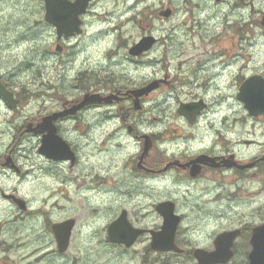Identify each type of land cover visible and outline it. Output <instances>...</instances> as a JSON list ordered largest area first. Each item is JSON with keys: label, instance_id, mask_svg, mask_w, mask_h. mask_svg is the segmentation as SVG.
Here are the masks:
<instances>
[{"label": "flooded vegetation", "instance_id": "flooded-vegetation-1", "mask_svg": "<svg viewBox=\"0 0 264 264\" xmlns=\"http://www.w3.org/2000/svg\"><path fill=\"white\" fill-rule=\"evenodd\" d=\"M180 2L182 7L177 11L171 8L157 11L153 20L160 22L158 27L150 22L151 28L146 24L144 29L139 22L142 31L128 50L145 38L151 47L131 57H145L161 48L167 50L176 32L209 47V29L212 36L225 40L228 32L233 33L236 35L233 38L242 40V50H235L240 47L233 45L234 50L212 52L222 59L219 62L163 64L159 78L136 89L95 82L78 86L80 95L74 100L71 95L41 96L56 99L55 102L51 99L52 104L41 105L24 121L3 128L0 131V200L7 207L1 210L5 216L0 215V264H38L50 260L68 264L67 251L74 240L76 220H73L67 249L59 252L53 226L71 218L47 217L23 194L22 181L29 172L23 169L22 159L28 157L22 154V143L31 141V159L42 164L39 167L32 163V170L46 175L62 164L76 166L79 148L69 135L72 131L84 133L85 115L91 112L94 117L87 124L101 135L102 144L108 143L110 148L114 146L119 151L120 140L128 137L140 145L133 157L124 159V170L120 172L123 177L112 176L120 179L122 186L99 189L100 192L123 196L132 202L139 191L128 189V184L135 180L142 189L161 184L167 191L169 184H174L173 193L177 195L152 200L145 206L128 207L142 211L138 213L121 208L120 213H126L127 223L136 231L133 235L140 233L126 245L111 241L106 229L104 243L114 251L111 264H264V50H260L264 40V14L256 0ZM91 3L89 0L79 18L81 35L86 34L90 25L87 19ZM176 14L177 24L165 34L163 24ZM209 20L213 21L211 25ZM219 28L220 34L216 32ZM75 37L78 36L60 41L63 44ZM255 38L258 50H244L251 48ZM182 48V45L177 47ZM169 66L174 68L169 70ZM0 82L3 84L1 78ZM151 82H156L155 89L135 99L132 92L148 87ZM156 93L165 99L171 98L174 110L151 112L148 102ZM87 95L111 98L109 103L99 102L73 111ZM14 98L19 107L21 101ZM241 98L247 99L249 106ZM199 102L204 104L200 112L178 111L181 105ZM0 103L7 106L1 96ZM135 103L138 110L132 107ZM61 112L68 114L53 118ZM52 130L69 148L61 160L48 158L40 151L43 139ZM146 146L148 151L144 153ZM100 173L101 170L100 181L102 177L106 179ZM140 194L154 197L149 191ZM167 202L173 207H158ZM170 210L172 217L167 213ZM173 218V231H165V221ZM10 219L13 223L6 224ZM39 225L42 229H38ZM77 242L84 245L83 238H77Z\"/></svg>", "mask_w": 264, "mask_h": 264}, {"label": "rangeland", "instance_id": "rangeland-1", "mask_svg": "<svg viewBox=\"0 0 264 264\" xmlns=\"http://www.w3.org/2000/svg\"><path fill=\"white\" fill-rule=\"evenodd\" d=\"M256 4H260L264 14V0H256ZM181 7L180 0H92L87 19L90 25L86 34L62 44L55 31L44 21L43 0H0V78L4 86L21 101L19 107L13 110L0 103V131L13 123L24 121V118L36 113L41 105L52 104L51 99L53 102L56 99L41 96L71 95L74 100L80 95L78 86L93 85L95 82L136 89L151 79L159 78L163 64H175L178 61L219 62L222 59L213 56L212 52L234 50L233 45L240 47L235 50H242V40L233 38L236 36L233 33L228 32L225 40L212 36L209 29V47L176 32L167 50L156 49L145 57L133 58L129 55L128 49L142 31L139 22H142V26L148 24L149 28L152 26L150 22L158 27L160 22L153 20L158 10L171 8L177 11ZM178 18L176 14L163 24L165 34L173 30ZM212 23L209 20V24ZM221 31L219 28L216 32L220 34ZM256 42L257 38L252 41L250 49L244 50H258ZM58 44L63 48L62 53L55 51ZM180 45L183 50L177 49ZM260 50H264V40ZM168 68L172 70L174 66ZM135 106H132L134 110ZM148 107L152 112L153 109L174 110L175 105L171 98L165 99L164 95L156 93L152 95ZM93 117L94 112L85 115L83 134L72 131L69 135L79 148L80 159L76 166L62 164L61 168H52L46 175L37 169L32 170V163L39 167L42 164L31 159V141L22 143V154L28 157L22 159L23 169L29 172L22 181L23 194L27 200L47 217L76 220L74 240L67 251L68 264H111L114 251L103 239L107 226L118 216L121 208L145 206L152 200L177 196L173 193L174 184H169L167 191L161 184H150L154 187L142 189L135 180L128 184V189L139 191L132 197V202L123 196L100 192L99 189L122 186L120 179L112 176H122L120 172L124 170V159L133 157L140 145L128 137L120 140L119 151L114 146L110 148L108 143L102 144L101 135L87 124L92 122ZM100 170L107 180L102 177L100 181ZM141 191H149V195L154 197L148 196V199L140 194ZM5 207L0 200V215L5 216L1 211ZM130 212L142 211L131 208ZM8 223H13L12 219L6 221ZM38 229H42L41 225ZM77 238H83L84 245L78 244ZM38 264L63 263L50 260Z\"/></svg>", "mask_w": 264, "mask_h": 264}, {"label": "water", "instance_id": "water-1", "mask_svg": "<svg viewBox=\"0 0 264 264\" xmlns=\"http://www.w3.org/2000/svg\"><path fill=\"white\" fill-rule=\"evenodd\" d=\"M44 7H45V14H44V21L56 29L57 39H68L74 35H80V19L79 17L85 13L86 7L88 5L89 0H75V2L71 3L68 0H43ZM151 47V42L148 38L143 39L138 45H136L133 49L129 50V54L133 56H137L145 51V49H149ZM55 51L57 53L62 52V48L60 45L56 46ZM156 86L155 84L150 85L148 88L141 89L136 91L135 96L138 98L142 96L145 92L154 89ZM0 95L3 99L7 102L10 108H15L17 101L13 99L12 93L8 92L1 84H0ZM104 98L100 99L98 95L92 96H85L81 103L74 109L76 111L81 107L90 104H96L99 102L109 103V99ZM247 106H249L250 102H247V99H242ZM204 108L203 103H196L194 105H181L178 109L179 113H185L188 111H196L200 112ZM135 109H138V106H135ZM71 110V111H72ZM67 112H62L53 116L56 119L58 116H66ZM47 121V118L45 119ZM68 145L59 139L57 136L54 135V130H52L47 137H45L42 141L41 146V153H43L46 157L54 159V160H61L63 159L64 152L67 151ZM148 151L147 146L145 147L144 153ZM68 157V156H66ZM16 202L20 203L19 200H15ZM159 208H171L173 204L170 202L162 203L158 206ZM166 208V209H167ZM169 217H172V211L167 212ZM166 215V214H165ZM166 217V216H165ZM74 226V221L69 220L67 222L61 223L59 225H54L53 230L56 233V238L58 242V250L59 252H64L67 249L68 242H69V234L70 230ZM174 218L170 221H165L163 229L165 231H173L174 229ZM133 229L129 226L126 220V213L123 211L121 212L120 216L113 221L107 227V234L111 241L114 242H123L126 245H130L129 243L132 239L138 235H133ZM132 234L131 236H129Z\"/></svg>", "mask_w": 264, "mask_h": 264}, {"label": "bare ground", "instance_id": "bare-ground-1", "mask_svg": "<svg viewBox=\"0 0 264 264\" xmlns=\"http://www.w3.org/2000/svg\"><path fill=\"white\" fill-rule=\"evenodd\" d=\"M31 67H32V65H31Z\"/></svg>", "mask_w": 264, "mask_h": 264}]
</instances>
